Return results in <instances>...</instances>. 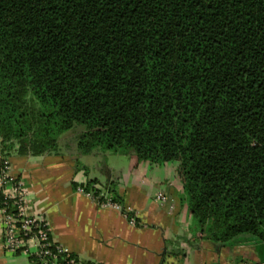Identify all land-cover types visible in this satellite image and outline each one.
Masks as SVG:
<instances>
[{
	"label": "trees",
	"instance_id": "1",
	"mask_svg": "<svg viewBox=\"0 0 264 264\" xmlns=\"http://www.w3.org/2000/svg\"><path fill=\"white\" fill-rule=\"evenodd\" d=\"M79 125L82 154L178 162L208 239L264 242V0H0V153Z\"/></svg>",
	"mask_w": 264,
	"mask_h": 264
},
{
	"label": "crops",
	"instance_id": "2",
	"mask_svg": "<svg viewBox=\"0 0 264 264\" xmlns=\"http://www.w3.org/2000/svg\"><path fill=\"white\" fill-rule=\"evenodd\" d=\"M70 131L61 134L55 152L10 148L6 153L13 173L23 181L30 212H43L54 240L80 259L104 264H264V242L254 236L221 244L204 235L182 200L178 162L133 168L129 155L82 154L78 132ZM90 181L112 189L125 208L136 212V224L121 209L104 207L78 192L77 184ZM159 192L166 201L157 198ZM0 264H30L26 254L4 249L1 231Z\"/></svg>",
	"mask_w": 264,
	"mask_h": 264
},
{
	"label": "built area",
	"instance_id": "3",
	"mask_svg": "<svg viewBox=\"0 0 264 264\" xmlns=\"http://www.w3.org/2000/svg\"><path fill=\"white\" fill-rule=\"evenodd\" d=\"M100 188L102 187L94 184L90 190L84 186H78L77 190L94 198L104 207L121 209L129 222L136 224V212L112 200ZM157 198L166 201L167 196L159 192ZM0 231L4 249L11 253L26 254L30 264H104L82 260L69 248L54 240L48 217L43 212H30L23 181L13 173L10 157L1 153Z\"/></svg>",
	"mask_w": 264,
	"mask_h": 264
},
{
	"label": "rangeland",
	"instance_id": "4",
	"mask_svg": "<svg viewBox=\"0 0 264 264\" xmlns=\"http://www.w3.org/2000/svg\"><path fill=\"white\" fill-rule=\"evenodd\" d=\"M82 129H84V126L83 125H79L78 127H76V129L75 128L72 129V131H70L71 132L70 134H74V133L80 132V130H82ZM121 162H124V161H121Z\"/></svg>",
	"mask_w": 264,
	"mask_h": 264
}]
</instances>
